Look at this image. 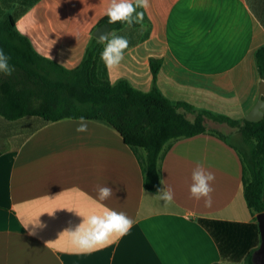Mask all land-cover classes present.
Here are the masks:
<instances>
[{
  "label": "crops",
  "instance_id": "0c3cea01",
  "mask_svg": "<svg viewBox=\"0 0 264 264\" xmlns=\"http://www.w3.org/2000/svg\"><path fill=\"white\" fill-rule=\"evenodd\" d=\"M109 3L0 0V20L14 17L39 56L74 69ZM108 35L129 41L120 65L107 68L112 84L126 80L149 92L155 63L156 85L172 103L240 121L264 100L255 58L264 45V0H151L143 25ZM78 121L0 116V264H264L258 214L247 206L240 147L232 141L237 128L211 123L227 141L207 132L170 145L159 162L158 189L174 193L165 205L158 189L144 186V151L134 152L105 123L88 120L87 132L78 133ZM198 164L215 174L211 207L190 195ZM100 186L114 194L98 203ZM101 204L135 223L110 246L80 254L60 235L81 222L68 210L88 214ZM37 219L45 227L29 224Z\"/></svg>",
  "mask_w": 264,
  "mask_h": 264
},
{
  "label": "trees",
  "instance_id": "16d2710c",
  "mask_svg": "<svg viewBox=\"0 0 264 264\" xmlns=\"http://www.w3.org/2000/svg\"><path fill=\"white\" fill-rule=\"evenodd\" d=\"M104 24H109L107 16L98 27ZM110 25L113 31L127 26L119 22ZM0 48L11 57L9 63L15 67L11 76L0 74V116L5 120L36 117L53 123L83 116L105 123L134 152L144 151L140 163L144 186L151 192L160 186L159 162L174 141L207 132L227 141L226 136L211 127V123L226 124L237 128L242 138L243 148L233 147L244 165L247 206L253 213H264V116L258 122L236 121L188 104L172 103L156 85L159 64L155 63L154 83L149 92L135 89L126 80L112 84L100 59L103 45L94 37L81 63L66 69L39 56L29 40L17 31L15 18L10 15L0 20ZM255 58L264 81V45L256 51ZM180 109L194 115V120H188Z\"/></svg>",
  "mask_w": 264,
  "mask_h": 264
},
{
  "label": "clouds",
  "instance_id": "9594fccd",
  "mask_svg": "<svg viewBox=\"0 0 264 264\" xmlns=\"http://www.w3.org/2000/svg\"><path fill=\"white\" fill-rule=\"evenodd\" d=\"M151 0H110L105 11L109 24L122 23L128 27L134 24L143 25L145 11L150 7ZM143 9L144 11H137ZM98 43L104 45L100 53V59L107 68H115L124 60L125 51L129 47V41L123 36H112L102 34L98 38ZM51 58V57H50ZM11 57L0 48V74L11 76L15 71L14 65L10 64ZM89 121L85 117H80L78 126L75 129L78 133H84L88 130ZM192 183L190 185L191 197L200 200L203 199L206 207L212 205V193L214 192L213 183L215 174L207 171L203 165L198 164L192 171ZM159 200L165 205L170 204L174 199V193L171 188L158 189ZM113 189L108 186H100L97 189V202H103L113 196ZM75 211L81 222L75 226L66 228L60 235L67 234L75 250L80 254H90L101 250L126 236L132 229L135 221L125 212H118L112 208L101 204V210L91 211L88 214ZM52 215V214H49ZM32 224L34 227L43 228L37 219ZM29 224L24 227L28 228ZM34 234V231H30ZM50 242H47V244Z\"/></svg>",
  "mask_w": 264,
  "mask_h": 264
},
{
  "label": "water",
  "instance_id": "95a60500",
  "mask_svg": "<svg viewBox=\"0 0 264 264\" xmlns=\"http://www.w3.org/2000/svg\"><path fill=\"white\" fill-rule=\"evenodd\" d=\"M112 30V27L110 24H104L102 26H99L93 33V37L98 40L100 35L102 34H109V32ZM261 94L264 97V81L261 84ZM264 116V100H261L258 102L254 110L246 117V120L249 122H258L260 121ZM261 235H262V248L260 250V253L263 257L264 262V213L259 214L257 216Z\"/></svg>",
  "mask_w": 264,
  "mask_h": 264
},
{
  "label": "rangeland",
  "instance_id": "374dc122",
  "mask_svg": "<svg viewBox=\"0 0 264 264\" xmlns=\"http://www.w3.org/2000/svg\"><path fill=\"white\" fill-rule=\"evenodd\" d=\"M235 132H236L234 135L235 137L234 136L232 137V141H234L240 148H243V142H242L241 135L237 130ZM223 134L227 135L226 133H223Z\"/></svg>",
  "mask_w": 264,
  "mask_h": 264
}]
</instances>
